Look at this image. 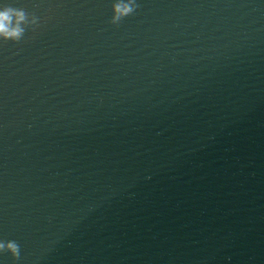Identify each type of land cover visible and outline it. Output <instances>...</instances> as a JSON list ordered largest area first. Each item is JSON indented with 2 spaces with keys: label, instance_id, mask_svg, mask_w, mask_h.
<instances>
[{
  "label": "water",
  "instance_id": "obj_1",
  "mask_svg": "<svg viewBox=\"0 0 264 264\" xmlns=\"http://www.w3.org/2000/svg\"><path fill=\"white\" fill-rule=\"evenodd\" d=\"M0 0V264H264V0Z\"/></svg>",
  "mask_w": 264,
  "mask_h": 264
},
{
  "label": "clouds",
  "instance_id": "obj_2",
  "mask_svg": "<svg viewBox=\"0 0 264 264\" xmlns=\"http://www.w3.org/2000/svg\"><path fill=\"white\" fill-rule=\"evenodd\" d=\"M139 7L137 0H114L109 22L119 25L124 18L136 13ZM39 24L40 18L34 13L10 5L0 6V40L19 43L28 30L35 31ZM3 253L10 254L14 261L19 260L20 245L14 240H0V254Z\"/></svg>",
  "mask_w": 264,
  "mask_h": 264
}]
</instances>
